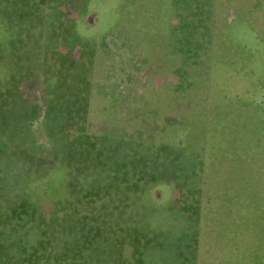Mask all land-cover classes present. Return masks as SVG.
I'll return each mask as SVG.
<instances>
[{
  "label": "rangeland",
  "instance_id": "obj_1",
  "mask_svg": "<svg viewBox=\"0 0 264 264\" xmlns=\"http://www.w3.org/2000/svg\"><path fill=\"white\" fill-rule=\"evenodd\" d=\"M0 264H264V0H0Z\"/></svg>",
  "mask_w": 264,
  "mask_h": 264
},
{
  "label": "trees",
  "instance_id": "obj_2",
  "mask_svg": "<svg viewBox=\"0 0 264 264\" xmlns=\"http://www.w3.org/2000/svg\"><path fill=\"white\" fill-rule=\"evenodd\" d=\"M82 203H85V202H82ZM82 205V204H81ZM83 206H85V205H83Z\"/></svg>",
  "mask_w": 264,
  "mask_h": 264
}]
</instances>
